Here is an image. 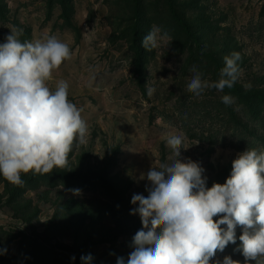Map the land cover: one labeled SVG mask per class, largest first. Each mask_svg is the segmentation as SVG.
Returning a JSON list of instances; mask_svg holds the SVG:
<instances>
[{"label": "rangeland", "instance_id": "rangeland-1", "mask_svg": "<svg viewBox=\"0 0 264 264\" xmlns=\"http://www.w3.org/2000/svg\"><path fill=\"white\" fill-rule=\"evenodd\" d=\"M154 26L167 37L146 51ZM11 29L21 42L56 36L70 46L47 85L67 81L88 135L64 168L22 173V185L0 175V264H83L89 254L91 264H127L143 227L131 199L148 195L150 168L178 159L170 135L184 136L179 159L198 163L208 188L226 182L238 153L264 150V0H0V44ZM233 52L231 89L187 90L193 68L217 81ZM22 230L34 241L21 243ZM241 234L237 226L236 243L214 259L243 264Z\"/></svg>", "mask_w": 264, "mask_h": 264}, {"label": "clouds", "instance_id": "clouds-1", "mask_svg": "<svg viewBox=\"0 0 264 264\" xmlns=\"http://www.w3.org/2000/svg\"><path fill=\"white\" fill-rule=\"evenodd\" d=\"M21 35L22 30L11 29L0 44V175L15 185L24 183L22 173L48 174L66 167L73 143H86L88 135L82 110L68 99L67 81L59 80L55 90L47 85L53 72L71 59L70 46L56 36L21 42ZM166 37L154 26L141 46L151 51ZM240 60L239 52L225 56L214 82L203 80L193 68L187 90L199 96L208 88L231 89ZM153 91L148 87L149 96ZM221 99L225 105L234 103L230 95ZM184 139L168 136L167 146L178 159L153 166L141 176L149 182L148 195L134 194L131 203H138L132 214H139L143 227L132 238L134 250L127 264H241L231 256L214 259L218 251L236 243L237 226L242 229L238 250L243 264H264V150L238 153L226 182L208 188L204 169L190 159H179ZM217 216L221 218L214 220ZM92 259L91 254L81 257L83 264ZM117 264H124L123 257Z\"/></svg>", "mask_w": 264, "mask_h": 264}, {"label": "trees", "instance_id": "trees-1", "mask_svg": "<svg viewBox=\"0 0 264 264\" xmlns=\"http://www.w3.org/2000/svg\"><path fill=\"white\" fill-rule=\"evenodd\" d=\"M173 15L175 17H177V15L174 14V12H173ZM182 28L187 31V25L184 22H182ZM138 31H139V29H138ZM21 234H22L21 243H24L25 242V243L28 244L29 241H34L33 240L34 238L32 237V235H29L25 230H22L21 231Z\"/></svg>", "mask_w": 264, "mask_h": 264}]
</instances>
